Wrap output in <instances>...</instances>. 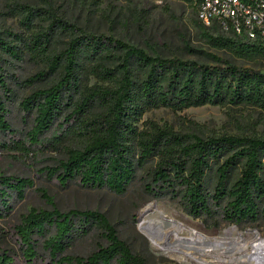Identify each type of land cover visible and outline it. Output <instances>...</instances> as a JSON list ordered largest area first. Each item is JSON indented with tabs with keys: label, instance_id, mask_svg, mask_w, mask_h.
Returning <instances> with one entry per match:
<instances>
[{
	"label": "trees",
	"instance_id": "16d2710c",
	"mask_svg": "<svg viewBox=\"0 0 264 264\" xmlns=\"http://www.w3.org/2000/svg\"><path fill=\"white\" fill-rule=\"evenodd\" d=\"M185 1L196 7L200 0ZM42 2L44 10L16 5L19 31H0V139L9 140L2 139L0 151L57 154L39 174L59 189L74 184L122 196L136 186L151 200L177 204L208 229L264 224V139H202L140 122L158 109L264 110V74L227 62L204 65L151 55L111 36L89 34ZM42 20L46 29L35 23ZM58 35L67 40L54 51ZM208 42L235 58H264L259 40L208 36ZM25 64L41 69L26 75ZM26 90L31 92L22 96ZM13 102L21 113L20 130L7 119ZM32 187L29 178L0 174V218ZM89 237L103 244L86 256L69 254ZM12 238V248L0 247V264H146L96 211L30 209L12 227Z\"/></svg>",
	"mask_w": 264,
	"mask_h": 264
},
{
	"label": "rangeland",
	"instance_id": "374dc122",
	"mask_svg": "<svg viewBox=\"0 0 264 264\" xmlns=\"http://www.w3.org/2000/svg\"><path fill=\"white\" fill-rule=\"evenodd\" d=\"M46 2L56 17H61L85 32L111 36L151 55L175 57L204 65H221L222 62H227L239 68L264 74V58L250 60L235 58L229 52L214 49L209 44L208 36L230 38L232 35L221 33L215 26L202 27L196 19V7L193 2L185 0H46ZM16 5L39 10L46 8L42 0H0V31H19L18 23L21 16L15 9ZM35 23L43 29L48 25L47 20ZM66 40V36H56L52 42L53 50H61ZM22 67L26 75L41 69L40 66L31 64ZM42 86L44 85H36ZM30 92L31 90H26L22 96ZM15 103L7 108L9 111L7 119L13 129L20 130L21 113L16 109ZM145 120L165 124L175 131L194 134L202 139L218 135L264 139V110L250 106L229 108L203 106L174 113L158 109L146 112L140 122ZM2 139L5 143L9 141ZM57 158V154L39 149H33V152L27 155L9 149L0 151V174L29 178L33 181L32 190L26 191L24 199L14 203L10 213L0 218V247H13L12 227L17 225L30 209H49L50 205L61 211L78 209L104 214L118 237L128 244L134 254L141 256L146 264H236V261L237 264L243 263L246 261L245 256L251 252L248 249L237 251L243 245L240 248L237 245V250H231L232 253L228 252L231 253L229 257L228 254H223L221 259L214 257L227 251H220L222 245H230L238 239L240 244L252 242L257 238L264 240L263 223L241 228L227 225L217 230L208 229L199 221L185 215L177 204L167 200H151L136 186H132L122 196H115L105 190H85L74 184L59 189L39 174L43 167L52 166ZM231 175L235 176L234 170L231 171ZM36 189L42 190L47 199H42ZM143 214L152 220L164 217L173 219L185 227L180 230L182 238L189 237L190 232L195 231L210 244L196 243L194 247H179L178 252H163L154 247L149 237L141 232ZM173 239L170 237L168 246L175 245ZM101 244L103 243L96 237H89L77 242L68 252L71 255L86 256ZM199 247L203 248V252L197 251ZM182 251L189 255H184ZM243 256L244 260L238 261Z\"/></svg>",
	"mask_w": 264,
	"mask_h": 264
},
{
	"label": "built area",
	"instance_id": "2783aa9c",
	"mask_svg": "<svg viewBox=\"0 0 264 264\" xmlns=\"http://www.w3.org/2000/svg\"><path fill=\"white\" fill-rule=\"evenodd\" d=\"M196 19L221 33L264 43V0H200Z\"/></svg>",
	"mask_w": 264,
	"mask_h": 264
},
{
	"label": "bare ground",
	"instance_id": "6f19581e",
	"mask_svg": "<svg viewBox=\"0 0 264 264\" xmlns=\"http://www.w3.org/2000/svg\"><path fill=\"white\" fill-rule=\"evenodd\" d=\"M145 214L142 215L140 230L143 234L145 233L149 237V240L154 247H156L157 249L163 252L166 253H174L176 251L178 252L180 251L179 247L182 246L194 247V244L196 243H198V245L207 244V243L210 244L209 241L205 240L204 237H202L200 234H198L195 231H191L189 237L182 238L180 236V230L184 229L185 227L173 219L171 220L167 217H164L159 220H152L149 219L150 217L148 218ZM170 237L172 239L173 238L175 239V243H174L175 245L171 247L168 246ZM238 240L234 241L230 245L227 244L222 245V247L219 248L220 251L221 250H227V251L220 253V255L215 256L214 258L221 259L223 257V254L226 255L231 250H235L237 245H239V248L243 245L240 249L238 250L236 249V250L241 251L242 249L244 250L248 249L251 250V252L245 256L246 261H244L243 263L238 262V264H264V240L257 238L249 243L244 242V244H240ZM202 249L203 248L199 247L197 248V251L203 252ZM182 253H184V255H189V253H187L186 251L185 252L182 251ZM230 254H228L227 256L229 257ZM243 260H244V256L238 261H243Z\"/></svg>",
	"mask_w": 264,
	"mask_h": 264
},
{
	"label": "water",
	"instance_id": "95a60500",
	"mask_svg": "<svg viewBox=\"0 0 264 264\" xmlns=\"http://www.w3.org/2000/svg\"><path fill=\"white\" fill-rule=\"evenodd\" d=\"M262 74V73H261Z\"/></svg>",
	"mask_w": 264,
	"mask_h": 264
}]
</instances>
